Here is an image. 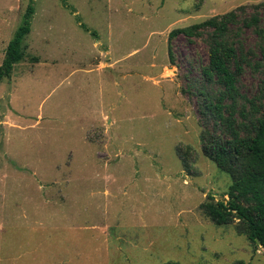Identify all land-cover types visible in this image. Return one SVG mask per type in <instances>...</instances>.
I'll list each match as a JSON object with an SVG mask.
<instances>
[{
    "label": "rangeland",
    "instance_id": "374dc122",
    "mask_svg": "<svg viewBox=\"0 0 264 264\" xmlns=\"http://www.w3.org/2000/svg\"><path fill=\"white\" fill-rule=\"evenodd\" d=\"M32 1L26 57L0 81V264H264L201 208L232 184L203 151L207 36L169 40L264 0ZM30 3L0 0V65ZM263 78L247 68L241 93Z\"/></svg>",
    "mask_w": 264,
    "mask_h": 264
},
{
    "label": "trees",
    "instance_id": "16d2710c",
    "mask_svg": "<svg viewBox=\"0 0 264 264\" xmlns=\"http://www.w3.org/2000/svg\"><path fill=\"white\" fill-rule=\"evenodd\" d=\"M34 14L31 0L23 23L7 46L0 81L10 77L16 64L25 59L24 40L32 30ZM247 30L258 37L254 47L247 46ZM179 35L188 39L207 36L209 59L200 67L205 86L198 90L202 96L203 151L232 178L228 199L209 194L201 208L215 224L235 223L239 234L248 235L264 248V78L254 96L247 97L240 90V78L247 68L264 74V2L173 29L170 42ZM170 57L174 62L172 46ZM178 152L188 166L190 147L184 150L179 146Z\"/></svg>",
    "mask_w": 264,
    "mask_h": 264
},
{
    "label": "water",
    "instance_id": "95a60500",
    "mask_svg": "<svg viewBox=\"0 0 264 264\" xmlns=\"http://www.w3.org/2000/svg\"><path fill=\"white\" fill-rule=\"evenodd\" d=\"M258 242L260 243V241L258 240Z\"/></svg>",
    "mask_w": 264,
    "mask_h": 264
}]
</instances>
